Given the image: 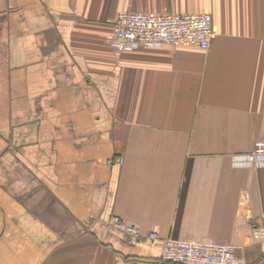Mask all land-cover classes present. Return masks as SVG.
Segmentation results:
<instances>
[{"label": "crops", "instance_id": "1", "mask_svg": "<svg viewBox=\"0 0 264 264\" xmlns=\"http://www.w3.org/2000/svg\"><path fill=\"white\" fill-rule=\"evenodd\" d=\"M141 10L209 14L211 48L116 53ZM257 142L264 0H0V264H162L165 239L264 264V166L238 165Z\"/></svg>", "mask_w": 264, "mask_h": 264}, {"label": "built area", "instance_id": "2", "mask_svg": "<svg viewBox=\"0 0 264 264\" xmlns=\"http://www.w3.org/2000/svg\"><path fill=\"white\" fill-rule=\"evenodd\" d=\"M212 18L209 14L153 11H124L112 22L106 37V44L116 53L134 51L140 48L189 47L203 52L211 48L213 38ZM122 158L114 163L121 164ZM113 163L108 161V165ZM239 166H264V142H257L251 154L238 163ZM250 239L258 242L264 239V213L250 221ZM107 227L127 236L152 244L158 241L156 231L143 232L132 222L111 217ZM162 264H246V260L235 255L232 246L216 245L210 241H180L165 239L158 251Z\"/></svg>", "mask_w": 264, "mask_h": 264}]
</instances>
